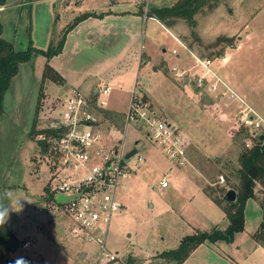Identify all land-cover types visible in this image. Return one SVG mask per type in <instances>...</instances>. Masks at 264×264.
<instances>
[{
    "label": "rangeland",
    "instance_id": "obj_1",
    "mask_svg": "<svg viewBox=\"0 0 264 264\" xmlns=\"http://www.w3.org/2000/svg\"><path fill=\"white\" fill-rule=\"evenodd\" d=\"M175 1L118 0L119 4L111 8L138 10L141 5L145 15L151 7L170 6ZM73 3L67 0H6V8L0 13L2 37L11 41L15 50L26 49L28 40L44 50L51 42L57 45L65 29L81 16L78 13L73 16L74 11L82 10ZM90 3L100 10L99 5L105 0L80 1L81 6ZM68 21L70 24L65 27ZM91 25L94 32L99 30L97 37L91 34L83 39L71 35L66 51L57 59L54 58L58 54L53 56L49 64L55 68L62 63L68 68L79 65L85 77L100 89L106 81L100 80L99 74L112 70L108 63L105 67L101 63L117 61L116 53L120 49L119 67H128V47H124L122 33L121 36L104 33L106 29L113 33L112 27H101L96 21ZM149 27L150 21L146 26L144 19L143 36L139 35L138 44L134 45L136 61L125 75L113 82L115 86L112 85L106 98L104 111L120 116L116 117L114 126L122 130L126 126L123 115L129 110L134 89L139 93L148 92L159 102L151 105L157 115L163 118L165 111L166 121L183 135L188 162L179 167L158 145L147 139L144 129L127 126L125 150L136 148L144 163L136 173L120 179L116 191V199L122 207L113 215L106 239L107 251L116 256L114 264H174L159 254L175 249L183 237L196 230L225 229L228 225L225 213L203 190L208 186L219 190L226 187L228 180L233 181L228 168L237 166L242 143L250 145L248 139L232 140L227 132L230 127L238 126L243 104L264 118V0H218L214 9L196 14L193 23L178 21L172 33L185 48L159 25ZM64 37L66 39L67 34ZM219 38L222 41L213 47ZM229 43L231 46H227ZM72 44L77 52H73V48L70 50ZM191 52L201 60H211L208 67L213 73L207 72L203 81L217 83L218 91L223 92L228 102L226 106L222 102L201 101L204 95L201 93L198 99L189 97L195 93V84L182 81L186 72L181 68L195 62ZM142 54L164 58L168 66L178 63L177 68L167 73L164 64H139L138 57ZM224 54L230 59L226 66L221 65L218 58ZM44 63L45 58L38 55L32 62L19 66L0 111V203L15 205L22 199L23 205L22 211L11 212L5 223L18 238L19 246L0 259V264H14L18 257H24L29 264H98L99 248L72 237L71 222L63 205L55 199H46L44 189L53 195L50 184H56L51 168L54 153L38 142L39 135L53 125L61 112L64 95L71 91L50 81L41 85ZM203 70L199 65L195 71L200 76ZM176 79L181 83L177 85L182 94L174 84ZM184 84L185 91L188 90L185 93ZM216 92L212 95L216 96ZM135 159L132 157L129 163ZM219 176H223L224 184L218 183ZM162 178L169 184L164 191L159 190ZM260 225H264V203L257 196L247 202L244 230L236 233L231 242L200 245L182 264H264V245L251 237L253 232L258 234ZM25 240H35L36 244L23 249Z\"/></svg>",
    "mask_w": 264,
    "mask_h": 264
},
{
    "label": "built area",
    "instance_id": "obj_2",
    "mask_svg": "<svg viewBox=\"0 0 264 264\" xmlns=\"http://www.w3.org/2000/svg\"><path fill=\"white\" fill-rule=\"evenodd\" d=\"M198 63L210 72L209 60H198ZM109 92L108 87L100 89L94 101L77 90L64 95L58 118L47 128L54 134L39 135V140L46 143L45 148L50 147L54 153L51 168L56 184H50L54 199L69 197L60 204L71 222L70 234L99 248L98 264H114L116 260L115 254L106 249V239L111 219L121 208L116 199L120 179L136 173L144 163L137 150L126 158L131 151L125 150L127 126L144 129L147 139L179 167L188 162L185 139L179 129L162 120L135 90L125 115L126 126L118 130L109 124L101 112L107 106ZM243 105L237 123L254 137L264 134V118L250 106ZM132 157L136 159L129 163ZM218 183H224L223 176H219ZM168 186L167 180L162 178L159 190L164 191ZM261 198L264 199V192ZM35 244V240H25L22 248Z\"/></svg>",
    "mask_w": 264,
    "mask_h": 264
},
{
    "label": "trees",
    "instance_id": "obj_3",
    "mask_svg": "<svg viewBox=\"0 0 264 264\" xmlns=\"http://www.w3.org/2000/svg\"><path fill=\"white\" fill-rule=\"evenodd\" d=\"M6 0H0V9L5 5ZM218 4V0H176L170 6L151 7L146 10V16L156 19L165 28L173 32V26L178 21L193 23L196 14L201 10L210 11ZM79 19L69 25L62 33V37L57 45L52 43L46 50L33 47L31 43L24 50H15L14 46L2 37L3 27L0 22V111L4 95L9 88L11 80L18 73L19 66L33 60L34 57L41 55L46 58L41 76V85L50 81L62 85L63 78L48 63L49 59L59 54L63 48L65 35L74 26ZM222 39H217L213 47H216ZM227 46H231L229 43ZM221 54V53H219ZM219 57V56H218ZM38 100L41 97V86L39 89ZM145 98V97H144ZM105 119H110L116 123V117H120L115 112L101 111ZM238 126L230 127L227 132L232 140L244 141L248 139L250 145L243 142V149L238 155V164L233 168H228L233 181H227L226 187H220L215 190L210 186L203 190L204 194L217 206H219L228 220L225 229L213 228L211 231H195L194 233L183 237L175 249L162 251L159 256L169 259L174 264H182L191 253L200 245L205 243L215 244L218 241L231 242L234 235L244 230L245 226V208L249 200L259 197L261 203V193L264 192V139L261 136H252L251 133ZM45 134H54L51 129L46 128ZM39 143L45 148L46 143L39 140ZM224 184V183H223ZM228 190H233L236 194L235 201H227L225 195ZM46 199L52 201L53 195L48 189H44ZM258 234L252 233L251 237L264 245V225H260ZM19 246V240L13 230L6 224L0 226V259L13 253ZM7 259V258H6ZM128 264V263H127Z\"/></svg>",
    "mask_w": 264,
    "mask_h": 264
},
{
    "label": "crops",
    "instance_id": "obj_4",
    "mask_svg": "<svg viewBox=\"0 0 264 264\" xmlns=\"http://www.w3.org/2000/svg\"><path fill=\"white\" fill-rule=\"evenodd\" d=\"M61 1L65 2V0H61ZM67 1H74L75 4L74 3L73 4L75 6H78V7H80L82 9V10H77V11L73 10L74 11L73 16L76 13H78L81 16L79 18H77L79 20L68 31L67 37L65 39V42H64V45H63V48H62L61 52H60V54L55 56L54 59H57L58 57H60V55L62 53H64L66 51L67 45H68V42L70 40V36L71 35L76 34V35L80 36V38H83V39H86L91 34H92V37H94V36L97 37V35L99 34V30H95V32H94V27H93L94 24L91 25V23L94 22V21H96L98 24H100L101 27L105 26V28H107L108 26H110V28L112 27L114 29L113 33L112 32H108L109 29L108 30L106 29L104 31V33L106 35L110 33V34H114V35L119 34V36H121V33L123 34L122 40H124V43H125L124 47H128V48H126V49H128L126 56L129 58V62H128L129 66L128 67L125 66L124 68H120L119 67V65L121 63V60L119 61L120 54H121V50L120 49H118L117 53H116V60L117 61L105 60L103 63H101V66H104V67L108 63L107 64L108 67L111 66L110 69H112V70H110V72L109 71L106 72V74L105 73H100L99 74V79L102 80V81H104V80L106 81L105 82V86H103L102 88H105V87L110 88V93H111L112 85L115 86V84L113 82L116 80V78L120 77L123 74L125 75V73L128 70V68L133 67L134 61H136L137 52L135 50L136 47L134 45L138 44L139 35L143 36V32L142 31H143L144 19L146 21V26H147L148 21H150V27L149 28H151L152 24H157V25L160 26V28H162L165 31V33H167L174 40L179 42L177 40V38L173 35V33L170 30H168L167 28H165L162 24H160L156 19L145 16L146 14L144 15V12L140 9L141 5H139V9L138 10H136V9H131V10L119 9V10H115V9H112L111 6H113L114 4L118 5L119 4L118 0H111V2H109L108 0H105V3H101L99 5V7H100L99 9L100 10H97L96 9V5L93 4V3H90V4L86 5V6H81L80 5V1L81 0H67ZM5 8H6V4L3 6V8L0 9V13L2 11H4ZM53 9H54V6L52 7V11L51 12H53ZM98 11H100V12H98ZM93 14L94 15L99 14V16H90V15H93ZM56 15L59 18V12H57ZM90 21H91V23H89ZM141 22H143V23H141ZM54 23H56V19L54 20ZM69 24L70 23L68 21L66 23L65 27L67 25H69ZM65 27L62 28V29H65ZM148 33H149V31H148ZM128 41H130V42H128ZM9 42L13 45V43L11 41H9ZM28 43L29 44L31 43V45L33 46L32 42H30V40H28ZM52 43L53 42H51V44ZM51 44L49 43V45H51ZM181 45L184 46L183 44H181ZM33 47H35V46H33ZM35 48H37V47H35ZM71 48H73V52H75L77 50V47L75 46V44L70 45V50H71ZM184 48H185V46H184ZM37 49H41V48H37ZM41 50H44V49H41ZM191 54H192L191 56L195 58V62L190 64V65H187L188 67H184L183 66L184 68H181V69H183L186 72L185 73L186 75H185V77L183 78L182 81L186 82V83L189 82L190 84H191V82H193L195 84V88H196L195 93L193 92V93L189 94V97L194 98V99L195 98L198 99L200 97V93H201V95L204 94L202 97H200L201 101L202 100H206V103L210 102V101H212V102L215 101L217 104H219V102H222V105L224 104L226 106L228 104V102L225 101L223 92H219L218 91L217 83L214 81L213 83L209 84L208 82L203 81L204 80V75L208 71H206V69H204L203 70L204 72L203 71L200 72V76L198 75V72L195 71L196 68H198V66L200 65V64H197V62H198V60H201V59H199L194 53L191 52ZM126 56H124V57L126 58ZM34 58H33V60H34ZM218 58L220 60V64L223 65V66H226V64L230 62V59H228L227 56H225V54L223 56H219ZM51 59L52 58L49 59L48 63L50 62ZM33 60H31L29 62H32ZM67 60L69 61L70 58L67 59ZM131 60H132V62H131ZM138 60H139V64H142V63H145V62H153V63L157 62L156 63L157 66H159V64L160 65L164 64L165 65V72H167V73H169L170 69H172L173 67L177 68L176 64H178V63H176L174 65L168 66L166 59H164V58L155 59V58H151L150 55L146 56L144 54H142V56H139ZM170 60L172 61V58H170ZM205 60H208V59H205ZM205 60H202V61H205ZM45 62H46V58H45ZM179 62L181 64L180 59H179ZM209 62L211 63V60H209ZM44 65H45V63H44ZM69 67L70 68L64 66L63 63H62V65L60 67L56 66V68H55V65H54V67H52L56 72L59 73V75L64 80V83L62 85H59V84H56V85H58L59 87H62L65 91L68 90V92L69 91H73V90L80 91L88 100L94 101L96 99L95 95H96L97 91H99L102 88H100V89L96 88L95 85L93 84V82H91L89 79H87L85 77V72L83 71V68H78L79 65H76V67L73 66V65H69ZM161 67L162 66H160L159 68L162 69ZM113 69H115V70H113ZM42 71H43V69H42ZM82 71H83V73H82ZM114 72H115V74H113ZM209 73L212 74L213 72H211V70H210ZM104 74H105V76L103 77ZM176 80L177 81L174 84L177 87V90L179 91V94H182V92H180L181 90L178 89L179 88L178 85H181V83H179V81H178L179 79H176ZM172 86L174 88V85H172ZM183 86L185 88L183 93H185V92L188 91V90L185 91L187 86H186V84H184ZM214 86H215V88H214ZM134 90L136 91V89H134ZM214 92L217 93L216 96L212 95V93H214ZM136 93L138 95L142 96V100L145 103H147L148 105H150V106L152 105V103H159L157 101H154L152 96L146 91H142L140 93L136 92ZM206 96H208V97H206ZM146 98H148L149 101H147ZM240 100H242V99H240ZM209 110H211V109L209 108ZM223 110L225 111V109H223ZM154 111L156 112V110H154ZM111 112H113V111H111ZM163 114H164L163 118H161L159 115L158 116L162 120L166 121L167 113L165 111H163ZM102 115H103V113H102ZM123 117H125V116L123 115ZM106 120L111 125L115 124L112 121H110V119H106ZM124 120H125V118H124ZM166 122H168V121H166ZM168 123H170V122H168ZM170 124H172V123H170Z\"/></svg>",
    "mask_w": 264,
    "mask_h": 264
},
{
    "label": "clouds",
    "instance_id": "obj_5",
    "mask_svg": "<svg viewBox=\"0 0 264 264\" xmlns=\"http://www.w3.org/2000/svg\"><path fill=\"white\" fill-rule=\"evenodd\" d=\"M21 200H17L15 205H4L0 203V226H3L7 222L11 212L22 211L23 205L21 204ZM14 264H29V262L24 257H18L14 261Z\"/></svg>",
    "mask_w": 264,
    "mask_h": 264
},
{
    "label": "water",
    "instance_id": "obj_6",
    "mask_svg": "<svg viewBox=\"0 0 264 264\" xmlns=\"http://www.w3.org/2000/svg\"><path fill=\"white\" fill-rule=\"evenodd\" d=\"M261 139H264V136H261ZM136 153V148H133L127 155L126 158H129L130 156H132L133 154ZM225 199L227 201H235L236 199V194L233 190H228L226 195H225ZM69 200V197H64V196H57L55 201L56 203L60 204V203H65Z\"/></svg>",
    "mask_w": 264,
    "mask_h": 264
}]
</instances>
